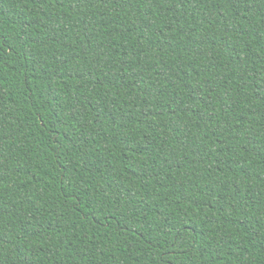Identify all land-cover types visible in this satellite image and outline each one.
I'll use <instances>...</instances> for the list:
<instances>
[{
	"label": "trees",
	"instance_id": "trees-1",
	"mask_svg": "<svg viewBox=\"0 0 264 264\" xmlns=\"http://www.w3.org/2000/svg\"><path fill=\"white\" fill-rule=\"evenodd\" d=\"M0 264H264V0H0Z\"/></svg>",
	"mask_w": 264,
	"mask_h": 264
}]
</instances>
